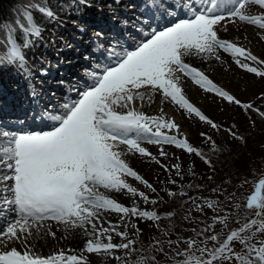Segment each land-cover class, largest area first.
Returning a JSON list of instances; mask_svg holds the SVG:
<instances>
[{
	"label": "snow or ice",
	"instance_id": "snow-or-ice-1",
	"mask_svg": "<svg viewBox=\"0 0 264 264\" xmlns=\"http://www.w3.org/2000/svg\"><path fill=\"white\" fill-rule=\"evenodd\" d=\"M252 5L264 10V0H175V3L146 0V6L155 10L152 20L157 19L158 13L161 20L172 17L171 22L163 27L142 17L131 22L130 26L139 33V37H134L137 43L109 45L104 57L107 62L103 65L97 63L95 71H86L90 79L84 81L83 88L74 86L70 89L77 92V96L67 99L54 111L45 106L41 118L47 122L49 130H0V220L5 222V227L0 228V264H89L84 252L98 255L103 252L112 256L113 250H127L124 256L114 258L120 264H133L124 257L141 250L133 247L135 241L127 239V232L118 230L119 224L113 225L108 220V227H104L101 213H117L122 220L136 217L156 221L160 217L156 211L142 210L135 204L125 206L100 189L110 193L126 192L156 204L157 201L150 200L127 180L131 177L155 191L126 159L138 155L160 164L145 145H160L159 155L162 157L168 156L163 150L164 145L174 146L188 154L201 156L211 164L190 143L181 131V125L163 114L162 107L161 114L157 115L139 110L146 95L151 102L152 96L148 93L159 94L164 101L183 110L187 118L194 116L219 131L222 126L185 95L183 81L187 77L205 92L239 106L245 112L254 110L264 118V111L255 108L252 102H242L188 62L191 58H200L205 62L213 59L223 64V53L244 72L264 79V59L220 35L221 31H227V23L243 22L257 26L261 30L259 38L264 41V13L249 14ZM39 11L49 18L54 16L50 9L40 8ZM26 19L29 26L25 30V39L21 43L12 40L7 55L0 57V65L15 64L28 72L24 49L32 46L28 37L38 38L41 29L30 13H26ZM234 128L235 125L225 131L233 138L243 140L233 131ZM200 135L215 143L207 133ZM161 166L166 171L175 169L180 175L178 165L171 168ZM170 182L176 183L175 180ZM262 193L264 179L259 180L255 194L247 197L245 205H235L237 209L254 210V218L247 214L237 218L235 222L239 227L231 229L226 239L221 240V236L229 229L230 215L217 214L204 229H194L196 238L183 241L187 247L174 251L170 259L174 264H264V239L259 238L264 236ZM169 195L176 193L170 192ZM204 203L213 212L224 211L218 201L205 200ZM196 208L203 211L201 204H196ZM47 221H55L65 230L82 229L90 237L83 252L66 255L64 250H59L47 257L35 254L30 240L42 231L55 238V232H51L45 223ZM216 224L223 226L220 232H215ZM209 232L214 234L205 235ZM112 233L126 242L113 243ZM16 242L21 245L20 249L10 246ZM209 242H212L211 247ZM167 243L179 246L181 242L168 240ZM234 243L240 245L239 251L235 250ZM159 245L160 241H156V250L163 252ZM178 257L184 258L176 259ZM134 264L158 262L154 255H148L139 257Z\"/></svg>",
	"mask_w": 264,
	"mask_h": 264
},
{
	"label": "bare ground",
	"instance_id": "bare-ground-1",
	"mask_svg": "<svg viewBox=\"0 0 264 264\" xmlns=\"http://www.w3.org/2000/svg\"><path fill=\"white\" fill-rule=\"evenodd\" d=\"M20 1L33 0H19V2ZM169 2L175 3V0H169ZM82 4L86 5V2L81 3V5ZM117 5L115 11L108 7L110 11L109 14L94 15V13H92L91 17L79 15L77 12L75 13V11H59L56 14V20H60L64 23L67 20L66 18L72 17V15L80 19L83 26H79L82 30L79 33V40H77L76 43L74 42L75 44L73 45L67 43V46L60 51L57 62L54 63L52 67H47L45 71L39 68L40 66L28 72L21 69L25 77L24 83L26 86L18 88L14 86L11 87L12 85L8 83L12 82L9 80L5 81L0 89V126H6L12 130H19V132L31 131L33 128L29 126L36 123L34 119H39V115L42 114L46 105L53 108L55 104H63L67 97L73 98L77 96V92H70L68 88L74 86L83 88L85 86L84 81L88 79L84 74H86V71H91V66L94 65V63H91L93 60L103 64L107 62L104 58L105 51L107 50L105 46L109 44L115 46L117 43L119 45H134L137 43L130 41L128 37V33L133 37H139V33L130 26L131 22L137 21L138 17H136L135 13L149 19L150 23L159 24L161 27L172 20V17H168L167 21L161 20L159 19L158 13H156L157 19L152 20L151 17L155 13V10L149 9L146 6V0H124ZM248 11L251 15H260L264 13V10H260L259 7L255 5L249 6ZM126 21L129 22L128 25L125 24ZM225 23L227 22L225 21ZM84 24H87V27H84ZM143 26L147 28V25ZM79 28L76 27V29ZM106 31L109 33L104 34ZM260 31L261 30L256 26L247 25L243 22H238L235 25L227 23V31H221L220 35L222 38L233 40V42H236L239 46L246 47L251 50L253 54L261 57L264 54V41L259 38L258 33ZM99 32H103V35L98 36L99 39H94L92 35H95V33L97 35ZM0 35L2 36V38H0V51L6 56L11 46V37L4 32V29L0 31ZM61 44H63V42H61ZM101 45H103V47H101ZM24 52L29 59L28 53H31L27 50H24ZM221 57L224 61L223 64L213 59H209L205 62L200 58H191L188 62L204 71L218 86L229 90L235 83L236 77L243 73H241L239 67L226 54L221 53ZM229 65L230 68L228 67ZM24 77H21V81H23ZM35 80L38 82L41 81V83H38V85L33 88L32 84ZM61 81H63V83H61ZM0 82L2 81L0 80ZM183 86L185 95L190 102L199 109L201 108L200 110L202 112L212 111L215 104L218 103L217 97L214 94L207 93L200 89L198 85H195L194 82L187 77L184 78ZM148 95L152 96L151 102L146 95L143 106L139 108V110L146 114H161L160 109L162 107L164 110L163 114H166L167 118H173L181 125V131L187 130L194 121V116L192 118H187V114L183 110L179 109L178 106L170 101H164L159 94L148 93ZM137 105H140L139 101H137ZM254 112L258 114L256 111ZM1 129L0 127V130ZM43 130L46 131L49 129L45 127ZM145 146L156 156V159L160 160L161 164L167 165L168 167L172 165L169 153L174 151L173 146H163V150L168 153L166 157L159 155L160 145ZM126 159L130 163V166L149 182L152 181L154 177L163 175L161 171L154 169L153 162L156 161L151 158L130 155L126 157ZM127 180L134 187H137L139 191H144V185H141L131 177H128ZM100 191L116 199L125 206L130 207L134 204L140 206L139 197H132L126 192L110 193L103 189H100ZM101 217L105 221L104 227H108L106 221L110 220L113 225H120L119 231L127 232V239L131 238L128 218L122 220L120 214L117 213H101ZM45 223L49 226L51 232H55V238L50 234L45 235L42 231L39 236L30 240V243L34 245L33 251L35 254L47 257L54 253H58L59 250H64L66 255H79L83 252L86 241L90 237H88L82 229L65 230L63 225L57 224L55 221H47ZM125 224L128 226L125 227ZM3 227H5V222L0 220V228ZM112 236V242L115 244L126 242L121 240L119 236H116L115 233H112ZM104 242L107 241L105 240ZM10 246H15L18 249L21 247L18 242L12 243ZM69 249L73 251L69 252ZM121 252L122 250H113L112 256H108L103 252L99 255L96 253L89 254L84 252L83 255L89 261V264H119L114 256H120Z\"/></svg>",
	"mask_w": 264,
	"mask_h": 264
},
{
	"label": "rangeland",
	"instance_id": "rangeland-1",
	"mask_svg": "<svg viewBox=\"0 0 264 264\" xmlns=\"http://www.w3.org/2000/svg\"><path fill=\"white\" fill-rule=\"evenodd\" d=\"M121 1H124V0H88V1L84 0V2H86V5H83V4L81 5V3H78L75 0H72V2L70 3L69 2L65 3L62 0H48L49 4L55 5L54 16L59 11H64V12L75 11V13L77 12L79 15H87L90 17L92 13H94V15L109 14L110 11L108 10V7L114 9L115 11V9L118 6L117 4H119ZM135 15L136 17H143L136 13ZM37 19L40 20L41 26H42L41 37L40 39L29 38L31 40L32 46L30 48L24 49L25 51L27 50L31 53V54L28 53L29 59L26 56V63H27L28 71L35 70L39 66H40L39 68H42L44 71L46 70L47 67H52L54 63L57 62L58 60L57 57H59L60 51L67 46V43L69 45H73L76 43L77 40H79L78 38L79 33L82 31L79 28V26L81 27L83 26V24L80 22V19L76 16L73 17V15L72 17L66 18L67 20L65 23L61 22L60 20L59 21L56 20V18L48 22L39 15ZM76 27H78L79 29H76ZM84 27H87V24H84ZM106 32L109 33L108 31ZM107 33H104V34H107ZM19 35L21 34H18V36ZM92 37L94 39H99L96 33L95 35H92ZM20 39L23 41L25 39V36L22 35ZM61 42H63V44H61ZM109 45L105 46L106 49L109 47ZM260 58L264 59V54ZM4 66L5 64L0 65V74H1L0 80L2 81L0 82V89L2 88L5 81H8V80L12 82V83H8L12 85L11 87L14 86L18 88V87L26 86V84L24 83L25 77L22 74L20 67L16 66L15 64H10V71L12 72L11 74V73H7V71L9 70L5 69ZM93 68L94 67H92L91 71H95V68L94 69ZM239 70L243 74L236 77V81L233 84L231 89L229 90L225 89V90L229 91L230 94L236 96L242 102H252L255 108H259L261 111H264V79L258 78L254 74H248L240 68ZM21 77H24L23 81H21ZM38 83H41V81L38 82L35 80V82L32 84L33 88L37 86ZM70 89L72 88L70 87ZM217 100H218V103L215 104L214 109L212 111L203 112V113L206 114L215 123L220 124L222 126L221 129L219 130L220 137L224 142L227 143V142H230V140H232L231 139L232 136H230L229 133L225 131V129H228L231 127L230 122H232L233 119L237 121L236 124H240L243 120L241 115H243L244 110H242L239 106L228 104L227 102H224L220 98H217ZM247 112H249L250 115L254 117V119H252L251 116H248L245 119L247 123L245 122V120L243 121L244 125L253 126V121H254V122H257L260 127H264V118H261L258 114L254 112V110H249ZM208 131H213V129L209 125H207L204 122L199 121L198 118L195 117L194 121L189 126V128H187V130L185 131L183 130L182 132L187 136L190 143L195 148H197L201 153H203L206 147L204 146V143H203L204 137H202L200 134L202 132L207 133ZM169 157L172 161V165L169 168H171L173 165H178L179 171H180V164L182 163V160L184 158L188 159L191 164L193 162H196L195 158L197 157V155L188 154L185 151L176 149L174 147V151L169 153ZM153 164H154L153 165L154 169L161 171L163 175H161L160 177H154L153 180L150 182L148 181L149 183L153 185L155 189L154 192L151 189H148L146 187H144V191L142 192L148 195L150 197V200H155L157 201V203L153 205L152 203L145 202L139 198V202H140L139 207L142 210H148V211L154 210L158 214L157 210L160 208V202L164 204V202L169 197L173 196V195H169L170 192L176 193L177 191L186 190L185 189L186 186L183 185V182L185 178H187L190 175V171L188 170L184 174V178L181 179L180 176L177 175V172L175 169H173L172 171H166L165 168L161 166L163 164L161 163L157 164L156 162H153ZM258 172H259L258 174L251 176L249 181L244 182L243 185L238 189L239 191H241L240 198L238 200L236 199L232 205V210L235 209L236 211L235 215L237 214V211H241L242 217L245 214H247L248 217L254 216V210H248L244 207H242L241 209H237L235 205L237 203L241 204L242 206L245 205L247 202V197L249 195L255 194L257 183L259 182L260 179H264V169L259 170ZM172 180H175L176 183L175 184L171 183L170 181ZM179 197L183 199L185 198L188 199V197H186V194L184 195L179 194ZM217 199L218 197L214 198V197L200 196L198 199H194L195 202H193L192 199L185 200L183 202V209L185 212L184 214L187 217L194 218L196 220V224L199 225L197 227L198 231H200L201 229H204L208 224L212 223L213 217H211V214L214 212L205 205L204 201L205 200H217ZM196 204H201L203 206V211L198 210L196 208ZM232 214H233V211L229 212V215H232ZM169 218H170L169 215L163 216L164 220H167ZM128 222H129V228H130V233H131L130 240L135 241V244L133 245V247H135L136 243L139 240L140 234L144 232L151 233L153 235L156 234L155 228L157 225L160 224V219L156 221H150V220H147L146 218L129 217ZM222 227H223L222 225L216 224L215 232H220ZM137 229H139V232H137ZM227 231H229V229L226 230L224 234L221 236V240L226 239ZM211 234H214V233L209 232V233H206L205 235H211ZM186 237L190 239L189 235H187ZM263 237L264 236H261L259 238L263 239ZM211 246H212V242H209V247ZM233 246L235 250L237 251L240 250V245L238 243H234ZM186 247H187L186 244L181 243L179 244V246L176 245L175 249L176 251H180V250L185 249ZM125 252H127V250H122L120 256H124ZM130 256H125L124 257L125 260L130 261ZM183 258L184 257H178L176 259H183ZM118 263L120 264V261H118ZM173 264H174V261H173Z\"/></svg>",
	"mask_w": 264,
	"mask_h": 264
},
{
	"label": "trees",
	"instance_id": "trees-1",
	"mask_svg": "<svg viewBox=\"0 0 264 264\" xmlns=\"http://www.w3.org/2000/svg\"><path fill=\"white\" fill-rule=\"evenodd\" d=\"M66 1V0H64ZM15 4V0H0V23L8 19V11ZM243 120L240 124H236V120L230 122L231 127L235 125L233 131L238 136H242L243 140L231 138L230 142H224L220 137V132L213 130L208 131L207 135L212 138L208 141L203 138L204 157L211 161V164L206 163L201 156L195 158L196 162L190 164L188 159H183L180 164V178H184V174L189 170L190 175L185 178L183 185L186 186L185 191H177L176 195L169 197L164 204L160 202L158 216L160 224L156 226V234L144 232L140 234L139 240L136 243V249L140 252H134L130 256V261L134 262L141 256L154 255L158 264H173L170 259L176 251V244L168 245L167 241H183L187 240V235L190 238H196L198 231L196 220L187 217L184 213L183 202L185 200L198 199L200 196L218 197L221 207L224 209L220 213H212L215 215H225L233 211L229 220V231L238 228L239 225L235 222L237 218H242L241 211L232 210V205L235 200L240 198L238 189L245 181H249L251 176L258 174L259 170L264 169V127H260L257 122L253 121V126L244 125V120L251 116L249 112L241 115ZM250 121V120H249ZM246 122V120H245ZM247 123V122H246ZM216 189V192H213ZM186 193L185 199L180 198L179 194ZM231 197V199H229ZM192 199V200H193ZM169 215L167 220L163 216ZM249 218H254L251 216ZM234 226V227H233ZM229 231L226 233L229 234ZM158 235V237H157ZM261 237V236H260ZM264 239V237H263ZM156 241H160L159 247L164 249L163 252L156 250ZM180 243V244H181Z\"/></svg>",
	"mask_w": 264,
	"mask_h": 264
}]
</instances>
